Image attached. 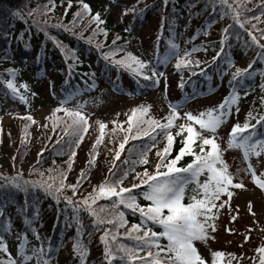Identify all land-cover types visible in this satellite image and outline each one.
Instances as JSON below:
<instances>
[{"label": "trees", "instance_id": "16d2710c", "mask_svg": "<svg viewBox=\"0 0 264 264\" xmlns=\"http://www.w3.org/2000/svg\"><path fill=\"white\" fill-rule=\"evenodd\" d=\"M82 3H87L90 11L77 16ZM82 3L81 0H72L70 5L68 0H0V239L7 249H0V261L4 264L9 258L16 264H44L45 259L49 264H57L61 251L72 253L71 263L80 264L78 253L72 248L77 239L87 249L85 264H108L104 259L105 243L101 241V235H106L113 246L135 245L134 237L142 235V229L132 236L123 233L133 223H142L140 213L124 204L116 205L114 210L111 197L96 199L90 194L94 189L98 190L105 178H115L120 179V186L125 188L138 184V188H130V193L137 204H148L149 201L140 195L146 190L140 179H147L145 170L148 174L155 170V163L160 159L158 150L164 148L168 132L173 136L171 150L167 153L169 160L183 146L187 129L181 130L180 125L189 123L184 117L185 112L199 115L217 108L230 96L224 109L228 116L215 133L201 130L198 124L192 123L201 135L214 136L222 160L233 173L234 182L238 181V171L228 161L230 153L226 157L225 152H235L245 169L251 163L256 170L258 158L264 156L258 146L261 155H250L245 161L240 148L228 147L231 127L237 123L243 125L246 120L255 125L254 130L247 129L246 132L251 133L254 140H264L260 133L264 124L258 122L264 114V52L245 43L248 41L246 30L251 29L264 44V36L257 33V29H264V3L261 0H228L233 8L240 5L238 18L243 22V28L235 24L219 0H82ZM97 12L102 23L92 20ZM226 26L229 31L223 32ZM221 35L225 36L223 46ZM173 45L175 54L169 55ZM186 51L188 56L184 55ZM105 53L111 55L105 59ZM237 55L244 65L237 64ZM125 57L133 67L135 62L131 57L150 61L144 67L145 76H151L154 70L158 80H146L123 63L113 62ZM213 57L217 58L213 60ZM178 58L187 59L189 63L181 64L177 69ZM237 68L247 69L246 74L233 79ZM9 70H12L11 74ZM9 79L14 83L15 92L7 87ZM160 87L165 89L166 100H150L149 96ZM233 92L235 101L231 100ZM105 96H122L133 101L131 105L120 104L107 117L81 106L85 100L97 102ZM211 97L216 101L209 108L196 107L197 103ZM77 100L81 103L71 104ZM47 103H50L49 114L43 121L35 119L36 109ZM170 104L180 105L177 108L180 115L165 132L157 124L170 112ZM141 105L149 106L144 119L151 116L157 122L151 126L154 136L151 132L147 136L137 135L147 130L146 124L139 128L134 126L131 132L127 130L131 109ZM58 107L61 110L55 116L60 117L59 121L52 116L53 109ZM64 108L81 111L87 118L88 131L79 144L74 143L75 137L64 131L69 126ZM7 114L10 115L9 125L1 122L2 116ZM26 115H30L32 121L25 119ZM113 121L117 122L115 126ZM100 122L105 124L103 137L95 148V162L89 166L86 162L100 134ZM221 128L226 129L224 142L219 141ZM125 135L129 139L113 163L115 150ZM146 147V162L141 163L139 156ZM192 150L199 153V139L193 142ZM192 159V155L186 153L176 166L183 167ZM82 169L85 170L84 177L78 181ZM12 178L20 187L14 182L6 183V179ZM197 179L203 183L207 179L206 171ZM41 182L53 186L52 191L49 192ZM61 182L65 187L56 191ZM71 184L78 185L75 193L67 187ZM197 191L196 183L190 182L182 202L188 203L189 197ZM85 197L90 202L95 201L91 208L96 216L84 205ZM114 211H122L126 223L119 227L115 221L110 223ZM216 211L215 225L219 208ZM147 226L152 231H162L159 225L151 222ZM105 229L109 232L105 233ZM112 235H116L115 241H112ZM210 237L209 233L206 240L193 241L208 264H211L212 252L207 246ZM160 243L166 245V238L161 237ZM23 254L30 259L24 261ZM220 261L225 264L223 257ZM113 264H119V260H114Z\"/></svg>", "mask_w": 264, "mask_h": 264}, {"label": "snow or ice", "instance_id": "6c2138e0", "mask_svg": "<svg viewBox=\"0 0 264 264\" xmlns=\"http://www.w3.org/2000/svg\"><path fill=\"white\" fill-rule=\"evenodd\" d=\"M165 2H167V0H165ZM219 2L226 6L228 13L231 14L235 24L240 25V27L243 28L244 24L238 18L241 14L239 11L240 5L233 8V6L228 3V0H219ZM68 3L70 5L72 0H68ZM261 3H264V0H261ZM89 11V5L87 3H82V8L81 10H78L76 15L82 16ZM125 11H128V9H125ZM248 19H258V17H248ZM92 20L102 23L98 12L92 16ZM253 27H255V25H253ZM228 31L229 27L226 26L223 29V32ZM246 32L248 35V41L245 43L249 46H255L264 52V44L260 43L257 35L253 34L251 29H247ZM257 33L264 36V29H257ZM224 40L225 36L221 35L220 43L222 46ZM173 54H175V45L172 46V49L169 52V55ZM109 55H111V53H105V59H107ZM184 55L188 56L189 52L186 51ZM219 55L220 52L217 53V56ZM216 58L217 57H213L212 59L215 60ZM131 61L135 62V67H133L132 63L128 62V57H125L122 61L114 60L113 62L118 64L123 63L125 67L130 68L133 72L145 76L144 67L145 65H149L150 61H139L136 57H131ZM188 63L189 61L187 59L182 60L178 58L176 68L179 69L181 64L187 65ZM229 66H231V61H229ZM250 66L251 65H249V67ZM9 71L11 74L12 70ZM246 71L247 69L237 68L233 74V79L242 74H246ZM161 75L163 74L161 73ZM145 79L158 80L157 73L153 70L151 76H145ZM6 83L9 89H12L13 92L16 91L12 79H9ZM21 99H24V97H21ZM235 99L236 94L233 92L231 100L235 101ZM61 103L63 104V101ZM227 103L228 98H226L225 102L218 105L217 108L208 109L206 112H202L199 115L185 112L184 117L187 118L189 123L186 125H180V128L181 130L184 128L187 129V136L183 141V146L179 149L176 156L170 160L167 157V153L171 150L173 136L171 132H168L167 142L164 148L158 150L157 154L160 156V159L155 163V170L151 174H148L147 170H145L144 175L147 179H140V184H143L146 187V190L142 191L140 195L149 201L148 204H137L136 198L131 195L130 188H138V184H133L130 188H125L120 186V179L115 178L112 180L105 178V180L98 186V190L94 189L93 193L90 194V196H94L96 199H99L100 197H111L114 200V203L112 204L114 210L116 209V205L124 204L127 208L137 211L141 215L142 223H133L128 231L123 233V235L132 236L134 232H139L142 229L143 234L134 237L137 242L135 245L128 246L117 244L113 246L107 240L106 235H101L100 239L105 243L104 259L108 264H113V261L116 259L119 260V264H208L204 257H202L197 251L193 241L206 240L209 233L215 230L214 220L217 214L216 210L228 203V201L225 200L221 204H217L216 201L220 199V195L226 194L228 198H231L233 192L230 189L243 188L244 184L239 181H233V173L228 171L227 164L222 160L220 146L217 144L214 136L201 135V132L194 129L192 122L198 124L201 130L215 133V130L221 122L228 116V112L224 111ZM262 103H264V97H262ZM179 106V104H170V112L163 118V121L158 124L151 116H148L147 120L144 119V115L148 112L149 106L141 105L134 107L131 109V114L128 115L127 130L131 132L134 126L139 128L141 124H146L147 130L138 132L137 135L147 136L151 132L154 136L155 132L152 130L151 126L157 124L159 129L167 132L175 118L180 115L177 111ZM60 110L59 107L53 109L52 116L54 120H60V117L55 116V113ZM63 111L65 113V118L69 121V126L68 128H65L64 131L75 137L74 143L79 144L80 140L83 139L84 133L88 131L87 118L81 111L70 110L67 108H64ZM25 119L32 121L30 115H26ZM258 122L264 124V114L260 115ZM116 124L117 122L113 121V125L115 126ZM25 128H27V125H25ZM104 128L105 124L100 122V134L96 137V141L93 143V151L90 153V159L86 162L89 166L95 162V148L102 140ZM247 129L254 130L255 125L248 123L247 120L243 125L238 123L234 124L230 129L228 140V147H238L242 150L245 161L249 160L250 155L260 156L261 151H264V140L252 139L251 133L246 132ZM115 130L116 128L114 127L113 131ZM120 130L125 131L124 129ZM128 139L129 136L125 135L123 140L117 146L113 156V163H115V160L120 157L121 151L124 149ZM196 139H199L200 141L199 153L192 150L193 142ZM154 143L155 141L153 140V144ZM206 145L208 147L205 151ZM258 146L261 151H257ZM146 153L147 147L145 148V151L140 154L139 162H146ZM186 153H190L193 159L187 165L177 167V161ZM74 155L75 151L73 149L72 156ZM72 156L69 157V167L71 166ZM166 160L167 163H165ZM161 169L164 170L162 171ZM109 171H111V169ZM205 171L207 179H205L203 183H200L197 178ZM84 172L85 170L82 169L81 176L77 177L78 181L81 180V177H84ZM247 172L250 174L252 181H254L261 189H264V179L261 178L264 177V170H262L258 176L252 164L248 163ZM124 175H127V172H125ZM189 180L196 183L198 191L197 194L189 197L188 203H184L182 201L185 195V185ZM9 182H14L16 187H20L19 182L15 181V178H12L11 180L6 179V183ZM41 185L46 187L49 192L52 191L53 186L44 185L43 182H41ZM77 186L78 185L76 184L67 185V187L73 189V193H75ZM64 187L65 185L61 182L59 188H56V191H59ZM94 202V200L90 202L88 197H85L83 201L84 205L87 206L89 213L96 216L97 213L91 208V203ZM248 211H252L251 201L248 202ZM231 219H235V216H232ZM113 221L116 222V227H119L121 223H126L124 220V213L122 211H114L112 220L109 222L112 223ZM148 222H151L153 225H159L162 231H152L147 226ZM230 230L231 229L226 228V231ZM77 231H79V228ZM108 232L109 229H105V233ZM161 237L166 238V245H161ZM248 238V235L244 236L245 240ZM111 239L112 241H115L116 235H112ZM72 248L74 253H78L80 264H85L87 249L79 239L73 242ZM153 248H155V251H152ZM0 249L7 250L2 239H0ZM142 251L143 255H140ZM256 252L260 254V264H264V245L257 247ZM41 254H43L42 251ZM225 255L231 258L234 254H226L220 250L212 251L211 264H221L220 258ZM23 259L24 261H27L30 257L23 254ZM0 264H4V262L0 261ZM7 264H16V261L9 258ZM44 264H49L48 259H45ZM228 264H231V259H229ZM237 264H239V262H237Z\"/></svg>", "mask_w": 264, "mask_h": 264}, {"label": "rangeland", "instance_id": "374dc122", "mask_svg": "<svg viewBox=\"0 0 264 264\" xmlns=\"http://www.w3.org/2000/svg\"><path fill=\"white\" fill-rule=\"evenodd\" d=\"M147 33V32H144ZM237 63L244 65L242 58L238 57ZM164 87H160L153 91L149 96L150 100L164 101L166 100ZM50 99V98H48ZM51 100V99H50ZM69 100V99H68ZM133 99H127L122 96H105L99 99L97 102L84 101L81 106L86 108L92 113L100 114L107 117L110 112L118 107L120 104L131 105ZM216 99L211 97L208 101L197 103L196 107L200 109L209 108ZM81 100H77V103H71L74 106L80 104ZM50 103L43 104L40 108L36 109L34 113L35 119L43 121L44 117L49 114ZM2 123L5 125L10 124V117L4 116ZM226 129L221 128L219 130V141L224 142V133ZM225 146H223L224 148ZM226 150V148H225ZM224 153V149H222ZM230 153L228 157L227 154ZM226 157L231 165L236 167L238 171V181L244 184L243 188H231L233 192L231 198H228L226 194H222L218 201L221 204L227 200L228 203L224 204L220 208V214L216 219L215 230L210 232L212 237L207 239V246L213 251L220 250L224 253L234 254L231 258L227 255L223 257L225 264H228L231 259V264H260L259 253L256 252V248L264 245V189H261L255 182H252L248 176L247 169L241 166V159L239 156L230 151L225 152ZM259 161L256 162V172L260 175V172L264 170V156H260ZM237 164V166H236ZM264 179V177H261ZM251 201L252 211H248V202ZM235 216V219H231ZM231 229L230 231H226ZM248 235V239L245 240L244 236ZM70 253L59 252L57 262L58 264H72L70 263Z\"/></svg>", "mask_w": 264, "mask_h": 264}]
</instances>
